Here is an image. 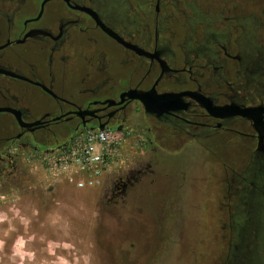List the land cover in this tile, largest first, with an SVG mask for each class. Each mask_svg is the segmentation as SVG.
<instances>
[{"label": "flooded vegetation", "instance_id": "af4514ba", "mask_svg": "<svg viewBox=\"0 0 264 264\" xmlns=\"http://www.w3.org/2000/svg\"><path fill=\"white\" fill-rule=\"evenodd\" d=\"M0 109V169L97 128L145 144L165 129L242 152L249 162L228 168L226 191L253 221L264 203V0H0ZM255 224L258 244L264 217ZM238 230L230 263L262 264L254 250L241 260Z\"/></svg>", "mask_w": 264, "mask_h": 264}, {"label": "rangeland", "instance_id": "374dc122", "mask_svg": "<svg viewBox=\"0 0 264 264\" xmlns=\"http://www.w3.org/2000/svg\"><path fill=\"white\" fill-rule=\"evenodd\" d=\"M164 130L151 131V144L125 138L97 187L53 178L41 161L29 159L32 150L19 152L15 167L0 169V196L33 216L18 217L17 207L12 216L0 213V264H229L242 228L248 239L241 260L254 250L264 264V237L257 244L252 230L264 203L254 202L250 221L246 202L226 191L228 168L242 171L249 156L212 139L184 145ZM243 178L240 188L263 189ZM238 207L246 216L240 226Z\"/></svg>", "mask_w": 264, "mask_h": 264}, {"label": "built area", "instance_id": "2783aa9c", "mask_svg": "<svg viewBox=\"0 0 264 264\" xmlns=\"http://www.w3.org/2000/svg\"><path fill=\"white\" fill-rule=\"evenodd\" d=\"M125 134L114 128L89 129L61 149L32 150L29 159L41 161L49 173L65 175L69 181L79 178V186L92 185L120 156Z\"/></svg>", "mask_w": 264, "mask_h": 264}, {"label": "crops", "instance_id": "0c3cea01", "mask_svg": "<svg viewBox=\"0 0 264 264\" xmlns=\"http://www.w3.org/2000/svg\"><path fill=\"white\" fill-rule=\"evenodd\" d=\"M50 175H52L53 178L57 177V179H59L60 181H63L65 183L69 184V185H73V186H75V187H77L79 189H82V188H84L86 186L97 187V186L100 185V182H101V179H100L101 175H99V176H96L94 184L90 185V184L86 183V184H84V186H79L78 185L79 178H78V180L69 181L68 179L65 178V175H60V174H56V173H50ZM1 197L3 198V196H0V213H5V214H7L9 216H12L13 215V211H11V209L13 210L14 207H17V209H19V211H20V213L17 215L18 217H21V218H27L28 217V218H30V217L33 216V214H31V215L25 214V212L23 211L24 208L22 206H17V201L15 199H12V200L9 199L8 201H5ZM1 203H8V207L6 208L5 205L2 206ZM24 229H25V227H24Z\"/></svg>", "mask_w": 264, "mask_h": 264}, {"label": "water", "instance_id": "95a60500", "mask_svg": "<svg viewBox=\"0 0 264 264\" xmlns=\"http://www.w3.org/2000/svg\"><path fill=\"white\" fill-rule=\"evenodd\" d=\"M168 97H169V96H167V95H160L158 98H159V99H163L162 101H163V102H166V101L168 100ZM137 98L140 99V100L145 104L147 110H150V103H149L148 99L146 98V96H144V95H138ZM207 107H208V109H209L212 113H214V114H218L213 108H211V107H209V106H207ZM0 110H1V109H0ZM249 111H250L249 109H237V110H236L237 113H240V114H242V115H244V116L249 115V114H250Z\"/></svg>", "mask_w": 264, "mask_h": 264}, {"label": "trees", "instance_id": "16d2710c", "mask_svg": "<svg viewBox=\"0 0 264 264\" xmlns=\"http://www.w3.org/2000/svg\"><path fill=\"white\" fill-rule=\"evenodd\" d=\"M232 259V257L230 258V260ZM230 264H235V262L234 263H230Z\"/></svg>", "mask_w": 264, "mask_h": 264}]
</instances>
